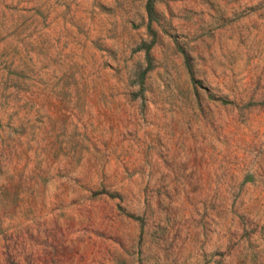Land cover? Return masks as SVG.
Returning <instances> with one entry per match:
<instances>
[{"label": "rangeland", "instance_id": "374dc122", "mask_svg": "<svg viewBox=\"0 0 264 264\" xmlns=\"http://www.w3.org/2000/svg\"><path fill=\"white\" fill-rule=\"evenodd\" d=\"M146 2L0 0V264H264V0Z\"/></svg>", "mask_w": 264, "mask_h": 264}, {"label": "trees", "instance_id": "16d2710c", "mask_svg": "<svg viewBox=\"0 0 264 264\" xmlns=\"http://www.w3.org/2000/svg\"><path fill=\"white\" fill-rule=\"evenodd\" d=\"M146 10H147V13H148V16L151 18H153L155 12H154V8H153V0H147L146 2ZM150 46H151V43L150 44H141L138 49H142L144 48L145 50V54H146V57L149 61V55H148V52H149V49H150ZM150 68H147L146 71H148Z\"/></svg>", "mask_w": 264, "mask_h": 264}]
</instances>
